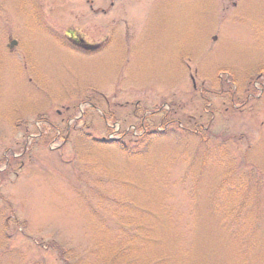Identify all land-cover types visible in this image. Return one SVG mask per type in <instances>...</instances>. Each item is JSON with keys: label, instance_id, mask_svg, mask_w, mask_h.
Returning a JSON list of instances; mask_svg holds the SVG:
<instances>
[{"label": "rangeland", "instance_id": "374dc122", "mask_svg": "<svg viewBox=\"0 0 264 264\" xmlns=\"http://www.w3.org/2000/svg\"><path fill=\"white\" fill-rule=\"evenodd\" d=\"M258 77L264 0H0V264H110L121 244L131 264L153 244L181 264H264ZM167 110L190 138L169 136ZM140 121L163 132L128 157ZM229 156L242 170L224 181ZM234 197L260 210L254 230Z\"/></svg>", "mask_w": 264, "mask_h": 264}, {"label": "trees", "instance_id": "16d2710c", "mask_svg": "<svg viewBox=\"0 0 264 264\" xmlns=\"http://www.w3.org/2000/svg\"><path fill=\"white\" fill-rule=\"evenodd\" d=\"M81 49V48H80ZM231 87V86H230ZM220 88H222L220 86ZM233 92V90L231 91V93ZM164 116H162V120H161V124L164 125V126H167L168 124H171L173 125L174 128L178 129L177 130H169V136L171 137V135H176V134H181V137H187V138H190V136H187L185 135V128L184 127H181L179 126V124L181 122H177L175 120H169V117H170V111L168 112V110L166 112H164ZM143 119V118H142ZM140 123H143L145 126L146 124L141 121ZM203 129V132L205 133V137H207V135L209 136H212L213 134H211L208 129L204 130V128H201ZM182 130V131H181ZM197 132V130H195ZM198 134H195L194 133V136L197 137ZM137 138V140H136ZM152 136H142L141 138H138V137H135V140H130L131 142L129 143V147H126L122 144V147H121V150L123 153H125L128 157H136L140 154H142V151L144 149H147L150 144H149V140L151 141L152 140ZM224 140H228V139H232V137H223ZM224 143V141L221 142V145ZM247 150V149H246ZM219 151H223V150H219ZM223 153L225 154V150L223 151ZM223 153H221L220 155H222ZM230 157V156H229ZM244 159H245V153H244ZM231 158V157H230ZM15 157L13 158V156L9 159L10 163L15 161ZM221 159V158H220ZM231 168L229 171H227V174L224 175L223 179L224 181H226L227 179H229L230 177H235L236 174L242 170L241 166L240 168L237 167L235 161H233V159L231 158ZM16 162V161H15ZM221 166H225V162L223 161V159L219 160L218 162ZM247 164V163H245ZM190 165V164H189ZM244 168V167H243ZM189 169H190V166H189ZM244 171V170H243ZM250 172H254L252 170H250ZM5 174V170H3L2 172H0V177H2V175ZM185 177V176H183ZM191 177V176H190ZM260 176L258 175L257 173V179H258V186H259V189L262 193V190H261V187L262 184H263V180H261V178H259ZM264 194V192H263ZM263 197V195H262ZM218 200L220 201L221 198H218ZM234 200L236 201V203L234 204L235 206L231 209V213L233 212H236V215L235 213H233L235 216H236V221H238V217L237 215L238 214H241L242 210L243 209H246V212H244V215L247 216L248 220L251 222V224L253 225V230L255 227H258L259 225V221H258V216H257V211L260 212V210H258V208H255L256 206L254 205L255 203H253L252 199H249V201H243L237 197H234ZM253 205V206H252ZM223 218L225 217V214H222ZM239 222V221H238ZM251 225V226H252ZM222 228L223 229H231L232 230V226L231 224H227V223H222ZM238 230L236 229L234 232L235 234L238 233V232H241L243 231V234L246 232L247 230V225L245 223H239L238 224ZM242 234V235H243ZM3 236H5L8 240L10 239L8 235H6V232L3 231ZM5 239V238H4ZM176 244H177V251L180 250V244L181 242L175 238V239H172ZM177 240V241H176ZM252 240V239H251ZM250 240V241H251ZM155 241V240H154ZM153 239L151 238H148V241L146 240L145 242L148 244H153L154 243ZM249 242V241H248ZM6 243L5 242L4 244H2L0 246V248H3V247H6ZM156 245H160L162 244L161 241L158 239V241H155ZM132 245H134V242H131ZM249 244V243H248ZM46 247L48 248H52L54 249L55 251L58 252V254L61 256L63 255V252H64V249H62L60 246H58L56 243L54 242H48V243H45ZM154 245V244H153ZM153 245L152 246H147L148 248V252H149V255L147 257V262L145 261L144 264H181V263H185V261H183L181 259V257H178L176 260L174 258V255L172 254V251L171 250H167L165 248H163L159 253H161V256H158V254H156L157 252L154 251L153 249ZM121 247V248H120ZM123 245L121 244V246H112V249H113V253H114V256L115 258L112 260V262L110 264H117V260L120 258L121 260H123V263L124 264H131L129 263L131 260H128V254L124 252V248H122ZM65 252L68 253V251L65 250ZM187 252V251H186ZM5 253V252H3ZM165 256V258H163V255ZM22 262V261H21ZM134 262V261H133Z\"/></svg>", "mask_w": 264, "mask_h": 264}, {"label": "flooded vegetation", "instance_id": "af4514ba", "mask_svg": "<svg viewBox=\"0 0 264 264\" xmlns=\"http://www.w3.org/2000/svg\"><path fill=\"white\" fill-rule=\"evenodd\" d=\"M263 80L261 77H258L256 80H255V83L257 84V92H258V98H260L263 94H264V82L262 83V82H260V80ZM259 83V84H258ZM250 96H248V98H249ZM257 97H255L254 96V98H257ZM140 127L142 128L141 130L143 131L144 130V132H142V134L143 133H145V129H148V128H146L145 127V125L143 124V123H140Z\"/></svg>", "mask_w": 264, "mask_h": 264}, {"label": "water", "instance_id": "95a60500", "mask_svg": "<svg viewBox=\"0 0 264 264\" xmlns=\"http://www.w3.org/2000/svg\"><path fill=\"white\" fill-rule=\"evenodd\" d=\"M15 45V42L14 41H11L10 43H9V48H11L12 46H14ZM110 140V139H109ZM101 141H105L104 139H101ZM113 141V140H112Z\"/></svg>", "mask_w": 264, "mask_h": 264}]
</instances>
